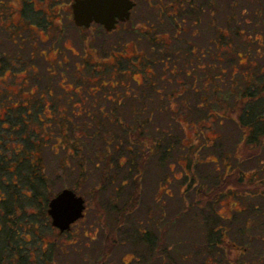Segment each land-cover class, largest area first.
I'll return each mask as SVG.
<instances>
[{
  "label": "rangeland",
  "instance_id": "rangeland-1",
  "mask_svg": "<svg viewBox=\"0 0 264 264\" xmlns=\"http://www.w3.org/2000/svg\"><path fill=\"white\" fill-rule=\"evenodd\" d=\"M12 1L0 0V11L4 7L6 8L4 13H6ZM18 2V0L12 2L11 12L14 11V7H18ZM227 4L229 7V0ZM241 6L244 10L242 15L238 8L227 7V13L231 9L241 22L237 26L243 28L239 41L242 44H249V36L253 37L257 34L256 38L259 39L261 36L259 33H262L263 46H259L260 52L257 55H264V26L262 24L255 26V22L264 23V0H242ZM255 9L258 10L257 15L254 13ZM244 19H248L251 24H245ZM56 21L52 23L57 28ZM2 23L6 25L9 21ZM71 24H68L63 33L67 39L65 44L68 47L72 45L79 51L80 59L77 66L81 69L75 70L76 67L74 68L72 62L67 63V86L68 88L77 86L72 73L81 71V73L76 72L78 75L76 80L83 83L79 86L94 88L96 83H85L86 77L90 76L89 72H99L101 69L98 65L106 63L110 56L114 55V50L118 49L112 47L109 51L111 36H105L101 30L93 31L94 39H96L94 44L92 40L87 39L82 43L76 42L75 30ZM229 26L235 28L236 25L232 22ZM51 31L55 33V30ZM7 36L6 30H0V75L3 76V67L12 68L11 72H6L2 77V79L5 78L6 85L12 83L15 78L12 71H18L21 67V60H16L15 57L13 59V56L28 55L26 42L22 49H18L3 39ZM236 41L238 40L236 39L235 43ZM257 43L253 44L247 56L248 62L252 56H255L257 63L227 62L226 72L212 78V88L220 87L226 96L225 100L219 93H216L214 97L211 96L210 115L207 111L208 105L202 110L179 108L153 112V121L148 123L147 127L145 126L146 138H152L147 139L144 151L151 154H148L147 159L142 163V174H139V196L133 206H131V198L136 193L133 183L138 178L136 164L139 159L137 156L134 157L133 166L127 159L123 167H119L116 159L117 155L127 153L123 151L124 143L127 142L122 141L116 151L115 140L107 143L101 137L95 140L86 137L84 134L91 135V127L82 126L81 131L78 128L67 127L69 133L74 129L76 131L73 133L83 134L79 139L80 149L78 152L72 151L68 154L67 166L61 168L58 163L59 151L56 155L49 153L46 156V171L50 174V180L52 179L49 187L50 194L64 188L75 190L85 200L87 206L85 217L78 220L68 232L63 234H59L58 230H53L52 227L49 228L48 222L42 218L36 219V216L31 215L29 212H33V209L24 213H15L12 217L15 222H6L2 225L4 221L1 222L0 219V264H11L12 261L19 264L20 259L23 264H28V259L24 257L28 249L30 250L27 253L29 264H44L43 261L45 264H203L204 261L207 264H264V144L258 142L259 148L253 152L252 148L241 146L239 130L233 122L224 120L223 126L218 124L219 114L235 117V111L232 110L234 106L242 104L245 109H248L252 104L254 106L258 104L259 108L264 104V76L260 75L254 81L249 78L245 80V74L247 73L246 76L249 77L251 71L264 73L263 58L256 57L255 53ZM57 45L62 48V41L57 40ZM50 54L53 55L52 52ZM67 55H71L69 51ZM92 57L95 61H91ZM105 67L104 76L108 77L113 74L112 67L111 69H108V66ZM123 68L122 71L129 70V73H133L137 67L130 61ZM99 83L98 86H105L102 81ZM2 85H4L3 82L0 86ZM131 86L136 87L135 84ZM5 95L1 94L0 100L5 98ZM155 98L152 102L157 103ZM236 99L240 100L235 103ZM165 103L166 101L161 104ZM228 107L231 108V112L227 109ZM5 113L7 112L0 110V118L5 119L7 117ZM19 113L22 112L19 110ZM144 115L145 112L141 115L131 113L130 119L126 120L129 127L124 130L126 134L131 135L133 132L136 134L133 119ZM78 118L81 121L86 120L84 115ZM201 118L206 119L208 128H210V130L204 128L206 130L204 137L205 124L200 121ZM117 128L118 125L115 126V129ZM29 129L31 126L25 127V132L19 128L18 132L15 130L11 133L16 138V133L27 134ZM2 133L4 138L9 134L5 129H1L0 134ZM134 134L130 138H134V142L139 143L140 139ZM6 138L2 139L4 143L1 150L2 159L7 161L3 162L4 165L7 163L9 165L14 160L12 147L14 148L18 143L17 150L21 151L28 140ZM129 144L134 151L137 150L138 144ZM236 147H240L241 152L244 153H235ZM106 150L110 151L109 157H106L108 156ZM97 151L101 156L100 159L96 157L95 152ZM109 163L113 165L111 170ZM228 164H230V169H228ZM128 167L131 168L130 171H127ZM253 170L257 172L256 181L251 173ZM112 171L118 172L119 178L126 175L129 178L128 185L121 187L119 181L112 184L108 176ZM235 172H240L237 178L241 177L240 181L244 184L249 180L258 184L252 189L248 187L245 192L242 191L241 203L243 205L234 203L237 197L229 189L211 201L199 203L201 198L199 190L209 191L218 185L219 179H226L228 174L234 173L235 175ZM115 186H118L117 191L113 190ZM230 203L240 212L235 208L236 212L233 211L234 209L230 210ZM256 205L258 208L255 207ZM6 209H9V205ZM229 217L231 218L228 219ZM29 220L37 221V228L32 227L33 223L32 225L28 223L31 227L28 231L30 234L22 237ZM10 227L12 229L9 230ZM9 232L13 235L12 239L17 234V243L22 246L18 252L22 253L16 256L15 260L14 255L11 254L12 242L8 239ZM35 232H38V236ZM141 233H149V235L144 237ZM111 240L115 241L114 245L107 247ZM155 240H158L157 251H155ZM225 240L233 241L237 246L242 247L239 249L240 253L237 255L226 252L221 245ZM215 241L221 244H213Z\"/></svg>",
  "mask_w": 264,
  "mask_h": 264
},
{
  "label": "flooded vegetation",
  "instance_id": "flooded-vegetation-1",
  "mask_svg": "<svg viewBox=\"0 0 264 264\" xmlns=\"http://www.w3.org/2000/svg\"><path fill=\"white\" fill-rule=\"evenodd\" d=\"M18 1V7H14L12 12L10 10L13 6L12 2L6 13H4L6 8L2 7L0 28L4 29L0 30L8 32L7 38L3 39L18 49H22L26 42L28 55L13 56V59L15 57L16 60H21V67L18 71H12L15 78L7 85L4 82L5 78L2 79V77L6 72H11L12 68L3 67L0 84L3 82L4 85L0 86V95L6 94V97L0 100V110L6 111L7 117L0 118V127L2 130H8L9 134L6 137H9V140L21 138L28 142L26 141L21 151L17 150L18 143H16L14 148L12 147L13 162L4 165L7 161L2 159L1 148L4 143L2 139L7 138H4L3 133L0 134L1 222L4 220L3 214L7 216V222L11 223L15 222L12 218L15 213H24L33 209V212H29L31 215L36 216V219L42 218L48 222L49 228L58 230L51 225L48 205L61 190L50 194L49 187L52 179L50 180V174L46 171V156L49 153L56 155L59 151V167L67 166L68 154L72 151L78 152L79 139L81 135L83 136V134L73 133L76 131L74 129L78 128L81 131L82 126L91 127V135L84 134L86 137L93 140L101 137L107 143L115 140L116 151L118 145L126 141L123 151H126L127 155L123 153L117 155L118 165L123 167L129 159L130 165L133 166V159L137 156L139 161L135 168L138 170L137 174H142V163L147 159V155L151 154L144 151L147 139L152 138H146L145 128L153 121V112L179 108L202 110L208 105L207 111L210 115L211 96L214 97L216 93H219L223 99L226 96L220 87L212 88L211 86L212 78L226 72L225 64L248 62L247 56L255 42H258L255 48L256 57L263 58L264 61L263 54L257 55L260 52L259 46H263V34L259 33L261 35L259 39L256 38L257 34H254V38L249 36V44H242L239 40L242 37L243 28L237 27L241 22L231 9V13H227L228 0H112L116 7L113 5L110 9L113 17L109 30L104 24L95 20H92L88 26L76 25L73 20L72 6L79 0ZM241 3L242 0H229L228 8H238L242 15L244 10ZM254 13H258V10L255 9ZM3 21H9V23L3 25ZM55 21L58 23L57 28L52 23ZM231 21L236 25L235 28L229 26ZM70 23L75 30V36H73L76 42L82 43L87 39L92 40L94 44L96 39H94L93 31L101 30L105 36H111L109 51L112 47L118 49L114 50V55L110 56L106 63L98 65L101 69L99 72H89L90 76L86 77L85 83H96L94 88L79 86L83 83L76 80L78 76L76 72L81 73V71L72 73L77 86L69 88L67 86V63L72 62L74 68L76 67L75 70L81 69L77 66L80 59L79 51L72 45L68 47L65 44L67 39L63 33ZM244 23L251 24L248 19H244ZM255 24L257 27L259 24L264 26V23L255 22ZM51 30H55V33L53 34ZM236 39L238 41L235 43ZM57 40L62 41V48L57 45ZM67 51L71 55H67ZM51 52L53 55L50 54ZM91 61H95V58L92 57ZM130 61L137 67L136 71L133 73H129V70L122 71L123 66ZM248 63H257L255 56H252ZM105 66H108V69L113 68V74L108 77L103 75L106 72ZM232 68L234 70V66ZM246 74L245 80L249 78L253 81L260 75L264 76V73L254 71L250 72L249 77ZM101 81L105 86H98ZM11 84L13 87L9 86ZM132 84L136 87H132ZM153 95L157 98H155L157 103L152 102ZM238 100L240 99H236L235 103ZM164 101L166 103L161 104ZM227 109L229 112L235 111V117L219 114V126L224 123V120L233 122L239 130L240 143L242 145L248 143L253 152L259 148L258 142L264 144V104L260 108L258 104L255 106L252 104L245 109L240 104L234 106L232 110L230 107ZM19 110L22 113H19ZM143 112H145L144 116L133 119L136 134L134 132L132 134L140 139L138 143L134 142V138H130L132 134H126L124 130L128 127L126 120L130 119L131 113L141 115ZM82 115L86 117V120L81 121L78 118ZM200 121L205 124L204 137L205 131L210 128L205 118H201ZM116 125H118L117 129H115ZM27 126H31V129L25 134L24 130ZM67 127L74 129L69 133ZM19 128H22L24 132L16 133V138L13 137L11 132L15 130L18 132ZM128 141L138 144L137 150L134 151ZM96 150H98L97 147ZM106 151L108 152L106 157H109L110 151ZM95 154L98 159L101 158L98 151ZM109 169H113L111 163H109ZM130 169L128 167L127 171ZM251 173L254 176L253 179L257 178L255 170ZM108 176L112 184L119 181L121 187H126L129 183V178L126 175L119 178L118 172L112 171ZM240 180L241 177L239 182L243 185L244 183ZM254 186L258 184L249 180L243 185L245 189L242 191L245 192L248 187L252 189ZM117 189L118 186L113 188L114 191ZM71 190L76 193L75 190ZM242 191L233 193L237 197L235 204L240 205L243 200ZM84 204L83 217L87 208L85 200ZM230 206V210L236 209L232 203ZM255 207L258 208L257 205ZM236 211L240 212L238 209ZM28 223L30 225L33 223L32 227L37 228V221H27V228L22 237L30 234L28 231L31 227ZM37 233L35 232L36 236H38ZM58 233L63 234L59 230ZM16 236L17 234L12 239L15 254L22 249L20 243H17Z\"/></svg>",
  "mask_w": 264,
  "mask_h": 264
},
{
  "label": "water",
  "instance_id": "water-1",
  "mask_svg": "<svg viewBox=\"0 0 264 264\" xmlns=\"http://www.w3.org/2000/svg\"><path fill=\"white\" fill-rule=\"evenodd\" d=\"M116 7L112 0H79L73 4V20L78 26H88L95 20L106 26L109 30L113 14L110 9ZM114 7V8H115ZM48 214L51 218V225L60 233L69 231L71 225L83 217L85 208L82 196L76 195L71 189H63L56 194L49 202Z\"/></svg>",
  "mask_w": 264,
  "mask_h": 264
},
{
  "label": "trees",
  "instance_id": "trees-1",
  "mask_svg": "<svg viewBox=\"0 0 264 264\" xmlns=\"http://www.w3.org/2000/svg\"><path fill=\"white\" fill-rule=\"evenodd\" d=\"M239 144V143H238ZM241 144V143H240ZM241 146H243L242 144H241ZM244 146H248V145H245L244 144ZM249 147V146H248ZM238 148V149H237ZM257 149V148H256ZM235 153H238V154H243L244 152H241V149H240V147H236V151H235ZM236 170V169H235ZM238 174H239V172L238 173H236L235 172V175H234V173H230V174H228L227 175V178L226 179H224V178H221V179H219L218 181V185H216L214 188H212V189H210L209 191H204V190H199V192H200V195H201V198L199 199L200 201H199V203H203V202H205V201H211V200H213L214 198H216L217 196H219V195H221V194H223L225 191H228L227 189H229V191L230 192H239V191H242L243 189H245V187H243V185L242 184H240V182H239V179H237V177H238ZM138 176V178L136 179V180H134V191H136V193H135V196L133 197V198H131V206H133V205H135L136 204V202H137V199H138V196H139V190H140V184H139V174H137ZM233 175H234V178H233ZM224 177V176H223ZM220 184V185H219ZM222 185V186H221ZM5 209V208H4ZM6 218H7V216H6V214H4V217H3V221L4 222H2V225L4 224H6V222H7V220H6ZM7 223H10V222H7ZM10 229H12L11 227L9 228V230ZM12 232H13V230H12ZM8 234H10L9 236H8V239H9V241H13L12 240V233L11 232H9ZM142 235H144V237H147L148 235H149V233H141ZM211 236H209V239H211L210 238ZM21 238V237H20ZM150 238H148V240H149ZM208 239V240H209ZM146 240H147V238H146ZM153 241V240H152ZM114 242L115 241H112L111 240V242L109 241V243L107 244L108 246L107 247H112L113 245H114ZM154 242V241H153ZM209 242L212 244V242L209 240ZM146 243H147V241H146ZM209 243V246H211V244ZM218 243H220V242H218ZM216 241L213 243V244H218ZM158 240H157V242L155 243V251H157V248L159 247L158 245ZM221 244V243H220ZM222 248L226 251V252H232V253H234V254H237L238 255V253H240L239 252V249H241L242 247H240V246H237V244H235L233 241L232 242H228L227 240H225L222 244ZM12 246L14 247V244H12L11 243V246H10V248H11V254H12V256L14 255V260H15V257L16 256H18L20 253H22V252H20V253H17V254H15L14 253V249L12 248ZM149 248V247H148ZM243 248H245V247H243ZM235 249H237V250H235ZM19 252V251H18ZM28 250H27V252L24 254V257L25 258H27L28 259V264L30 263L29 261V257H28ZM156 253H158V252H156ZM21 255V254H20ZM19 255V256H20ZM155 257H157V255L155 256ZM163 257V256H162ZM3 259H1V261H2ZM10 262H11V259H10ZM2 263V262H1ZM43 263H45L44 261H43ZM11 264H16L14 261H12L11 262ZM18 264V263H17ZM19 264H23L22 263V260L20 259L19 260ZM147 264H149V263H147ZM203 264H207L205 261L203 262ZM220 264V263H219Z\"/></svg>",
  "mask_w": 264,
  "mask_h": 264
}]
</instances>
